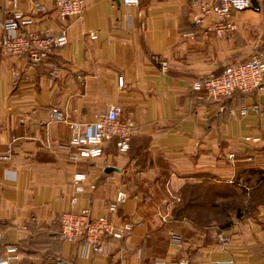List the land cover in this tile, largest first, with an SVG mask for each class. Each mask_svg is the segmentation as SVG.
Masks as SVG:
<instances>
[{
	"label": "crops",
	"instance_id": "1",
	"mask_svg": "<svg viewBox=\"0 0 264 264\" xmlns=\"http://www.w3.org/2000/svg\"><path fill=\"white\" fill-rule=\"evenodd\" d=\"M35 1L19 0L33 18L22 29L66 27L69 42L37 61L0 51V150L13 147L0 165V231L4 243L20 245L22 264H264V89L214 98L192 88L194 78L264 51V0L238 11L227 37L207 28L210 17L194 21L190 0H86L82 17L66 19L54 0H40L46 11ZM11 2L0 0V34ZM115 103L139 126L130 148L112 139L101 156L72 160L69 124L52 120V107L91 122ZM77 170L87 173L81 192ZM187 185L199 187V202L175 216ZM121 189L127 196L114 217L133 229L111 256L81 257L78 242L60 236V214L86 205L108 213ZM212 198L236 199L230 224L213 219L226 213Z\"/></svg>",
	"mask_w": 264,
	"mask_h": 264
},
{
	"label": "built area",
	"instance_id": "2",
	"mask_svg": "<svg viewBox=\"0 0 264 264\" xmlns=\"http://www.w3.org/2000/svg\"><path fill=\"white\" fill-rule=\"evenodd\" d=\"M126 4L139 3V0H124ZM12 11L2 21V33L0 34V51L8 55H28L35 61L46 57L50 52L65 46L69 42L66 27L61 33L55 34L49 27L38 31L23 30L22 26L33 21L19 7V0H12ZM56 9L63 19L69 16L82 17L86 9V0H54ZM36 8L46 11L47 6L40 0L35 1ZM253 0H190L189 13L194 21L202 22L211 18L207 28L218 37L230 36L237 27L235 15L238 11L250 8ZM96 37V33H91ZM163 67L167 62L163 61ZM54 72V71H52ZM82 79V76H80ZM124 78L120 77V84ZM194 90L206 93L214 98H228L236 94L260 91L264 89V51H261L250 59L242 62L228 64L222 72H210L198 76L192 80ZM122 105L115 103L98 114L91 122L71 120L66 111L59 106L51 109V118L54 121L67 122L70 127L69 144L71 159L79 161L82 158L92 159L101 156L104 148L112 139H116L120 151L125 152L130 148L133 137L139 132V126L129 117L122 115ZM235 112V109H232ZM247 112L242 108L240 113ZM260 136L247 135L245 142H258ZM13 147L9 145L6 150H0V165L12 156ZM232 153L230 157H233ZM249 158H252L251 156ZM76 190H84L83 182L87 179V173L77 170L73 174ZM92 187H96L93 183ZM127 193L119 190L113 199L107 204L108 213L95 215L89 205L65 210L60 214L61 234L66 240H72L79 244V255L89 258L94 255L109 257L114 248L113 243L125 238L133 229V222L122 220L117 222L115 214ZM78 197L74 196L73 201ZM218 237L226 241L227 237L218 231ZM4 233L0 231V238ZM173 241L181 244L178 237ZM22 250L19 244L7 245L0 254V264H22ZM154 264H188L186 258L158 259ZM215 264H235L234 261H216Z\"/></svg>",
	"mask_w": 264,
	"mask_h": 264
},
{
	"label": "trees",
	"instance_id": "3",
	"mask_svg": "<svg viewBox=\"0 0 264 264\" xmlns=\"http://www.w3.org/2000/svg\"><path fill=\"white\" fill-rule=\"evenodd\" d=\"M212 192L216 193V190H213ZM215 193H212V196H214ZM229 193H231V192H229ZM200 194H201V191H200L199 187H197V186L187 185L186 187H184L182 189V197H181L180 203H178L173 209L174 215L175 216L186 215L187 213H185V212L189 208V206L191 205L192 201L196 200L197 202H199L198 197H200L199 196ZM202 195H204V193ZM211 202H213L214 205H218V207L221 208V211L226 213L223 215H214L213 219H218V221L223 226L230 224L231 218H232V214H231L232 210L230 211V209L236 207V199H233L232 201L231 200H222L221 202H215L214 198H212ZM4 239H5V235L2 238H0V245H1L0 254L7 245L13 244V243H6V242L4 243ZM58 259L59 258H57V260ZM58 261L62 262V261H66V260H58ZM66 262L73 264L70 261H66Z\"/></svg>",
	"mask_w": 264,
	"mask_h": 264
},
{
	"label": "water",
	"instance_id": "4",
	"mask_svg": "<svg viewBox=\"0 0 264 264\" xmlns=\"http://www.w3.org/2000/svg\"><path fill=\"white\" fill-rule=\"evenodd\" d=\"M253 7L256 9H259L260 6H259L258 0H253ZM60 264H70V263H68L66 261H62V262H60Z\"/></svg>",
	"mask_w": 264,
	"mask_h": 264
}]
</instances>
